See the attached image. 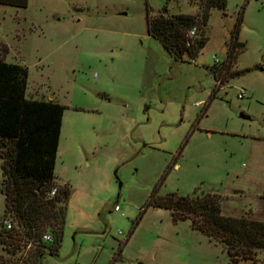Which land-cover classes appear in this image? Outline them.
<instances>
[{
    "label": "rangeland",
    "instance_id": "rangeland-1",
    "mask_svg": "<svg viewBox=\"0 0 264 264\" xmlns=\"http://www.w3.org/2000/svg\"><path fill=\"white\" fill-rule=\"evenodd\" d=\"M197 4L0 5V51L28 68L26 97L66 106L55 168L71 187L65 233L59 252L37 264H264V251L232 260L168 209L143 213L156 187L183 196L200 188L222 196L224 215L264 221V0H228L226 11L213 10L206 47L179 61L149 34L147 15L197 14ZM242 10L245 50L219 85L212 67L227 61ZM24 251H4L0 241L6 260Z\"/></svg>",
    "mask_w": 264,
    "mask_h": 264
},
{
    "label": "trees",
    "instance_id": "trees-1",
    "mask_svg": "<svg viewBox=\"0 0 264 264\" xmlns=\"http://www.w3.org/2000/svg\"><path fill=\"white\" fill-rule=\"evenodd\" d=\"M190 1L199 4L197 14L168 15L165 9V13L147 15L149 34L179 61L199 56L208 43L206 33L212 11H226L228 6V0ZM28 2L0 0V5L24 9ZM244 12L241 11L228 44L227 61L212 67L219 85L228 80L224 70L231 68L245 50V44L239 41ZM5 50L9 52L8 47ZM3 57L0 51L2 192L6 220L10 219L13 227L7 229L6 220L0 225V241L4 251L12 254L23 248L25 251L16 261L0 256V263L37 264L47 251L52 255L59 252L65 233L71 187L57 180L55 168L66 106L55 99H28V68L9 63ZM55 187L58 190L52 195ZM199 189L189 196L161 195L156 187L143 213L150 207L164 208L171 211L175 222L191 220L194 230L203 233L211 243L223 245L232 260H250L257 251H264V221L226 216L222 196L200 193ZM46 233L52 235L51 241L44 239Z\"/></svg>",
    "mask_w": 264,
    "mask_h": 264
},
{
    "label": "built area",
    "instance_id": "built-area-1",
    "mask_svg": "<svg viewBox=\"0 0 264 264\" xmlns=\"http://www.w3.org/2000/svg\"><path fill=\"white\" fill-rule=\"evenodd\" d=\"M191 34L194 35V34H195V30L192 31ZM217 62H219V61L217 60ZM246 96H247L246 91H245V90H242V91L240 92V97H246ZM57 190H58V188L55 187L54 190H53V192H52V195H54V194L56 193ZM117 209H119V207H117ZM12 227H13V223H12V221H11L10 219H8V220L6 221V228H7V229H11ZM44 239H45V240H48V241H51V240H52V235H51L50 233H46V234L44 235Z\"/></svg>",
    "mask_w": 264,
    "mask_h": 264
},
{
    "label": "crops",
    "instance_id": "crops-1",
    "mask_svg": "<svg viewBox=\"0 0 264 264\" xmlns=\"http://www.w3.org/2000/svg\"><path fill=\"white\" fill-rule=\"evenodd\" d=\"M49 99H54L53 97L49 98Z\"/></svg>",
    "mask_w": 264,
    "mask_h": 264
}]
</instances>
